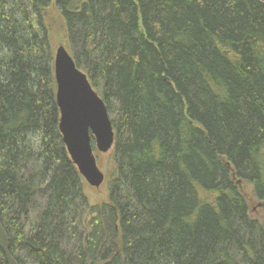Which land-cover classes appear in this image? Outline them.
Returning a JSON list of instances; mask_svg holds the SVG:
<instances>
[{
    "label": "trees",
    "instance_id": "16d2710c",
    "mask_svg": "<svg viewBox=\"0 0 264 264\" xmlns=\"http://www.w3.org/2000/svg\"><path fill=\"white\" fill-rule=\"evenodd\" d=\"M53 14L114 132L94 207L58 129ZM244 183L264 208L263 3L0 0V221L17 264H264Z\"/></svg>",
    "mask_w": 264,
    "mask_h": 264
},
{
    "label": "water",
    "instance_id": "95a60500",
    "mask_svg": "<svg viewBox=\"0 0 264 264\" xmlns=\"http://www.w3.org/2000/svg\"><path fill=\"white\" fill-rule=\"evenodd\" d=\"M259 1L264 4V0ZM53 75L63 145L84 182L97 189L103 184L104 175L97 167L93 149L106 154L114 145V132L105 104L62 46L54 53ZM0 250L6 264H17L9 253V241L1 221Z\"/></svg>",
    "mask_w": 264,
    "mask_h": 264
},
{
    "label": "rangeland",
    "instance_id": "374dc122",
    "mask_svg": "<svg viewBox=\"0 0 264 264\" xmlns=\"http://www.w3.org/2000/svg\"><path fill=\"white\" fill-rule=\"evenodd\" d=\"M53 22L51 26V38H52V46L53 50H56L59 46L64 47L66 50V36L63 31V26L61 21L57 19V15H52ZM93 154L96 159V164L100 172L104 175V182L99 188L89 187L87 184H84L83 191L85 196L88 199L89 207L98 206L104 204L108 201V187H107V177L110 174L112 169L111 162V151L106 154H101L97 150L93 149ZM241 191L248 203L250 217L259 223H264V208L262 207V203H259L253 196L252 188L249 184H242ZM90 214V213H88ZM86 215L87 222H90L89 215ZM91 215V214H90ZM91 217V216H90ZM86 223V219H85ZM88 224V223H87Z\"/></svg>",
    "mask_w": 264,
    "mask_h": 264
}]
</instances>
